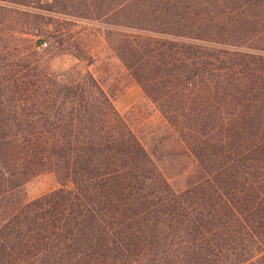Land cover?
Instances as JSON below:
<instances>
[{
  "label": "trees",
  "instance_id": "1",
  "mask_svg": "<svg viewBox=\"0 0 264 264\" xmlns=\"http://www.w3.org/2000/svg\"><path fill=\"white\" fill-rule=\"evenodd\" d=\"M82 1L0 0V264H264V0ZM38 9L110 25L116 56L194 156L185 188L92 72L50 73L45 41L13 42ZM42 171L59 186L16 201Z\"/></svg>",
  "mask_w": 264,
  "mask_h": 264
},
{
  "label": "rangeland",
  "instance_id": "2",
  "mask_svg": "<svg viewBox=\"0 0 264 264\" xmlns=\"http://www.w3.org/2000/svg\"><path fill=\"white\" fill-rule=\"evenodd\" d=\"M75 2L82 11L83 1ZM37 11L45 17H37L35 22L28 15L18 17V27H25L29 21V33L16 36L13 42L23 45L26 37L35 43L45 41L46 44L38 49L39 64L50 73L76 69L92 72L172 187L176 190L185 188L196 174L194 156L175 127L143 93L116 56L107 40L110 25L101 19L72 16L60 12L62 10ZM58 39H63V44H59ZM68 42H78L92 62L76 59L66 48ZM58 186L52 172L42 171L15 189L14 198L16 201L30 200Z\"/></svg>",
  "mask_w": 264,
  "mask_h": 264
}]
</instances>
